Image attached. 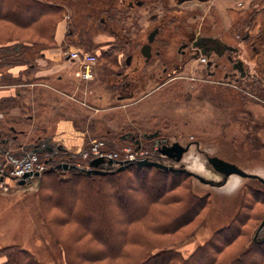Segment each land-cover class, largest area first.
<instances>
[{
    "label": "rangeland",
    "instance_id": "obj_1",
    "mask_svg": "<svg viewBox=\"0 0 264 264\" xmlns=\"http://www.w3.org/2000/svg\"><path fill=\"white\" fill-rule=\"evenodd\" d=\"M45 1L65 6L62 21L56 27L55 42L49 43L31 28L0 21V43L11 45L0 52V68L7 70V67L21 65L26 61L37 65L40 54L45 50L59 55L62 53L65 58V52L72 50L87 51L96 56L107 45L105 37L111 33V38L115 39L113 42H131L125 46L129 64L119 77L97 56V75L93 85L78 82L73 72L71 79L66 75L62 86L71 83L76 90L71 92L72 99L63 98L64 111L74 114L80 127L85 126L82 119L88 115L86 123L94 131L92 139L103 140L107 149L109 141H113L112 136L130 137L142 147L144 143H149L148 139H153L154 142L158 141L159 146L145 155L144 159L165 166H184L192 173L221 182L219 185L207 184L188 174L192 194L198 198L206 197V202L200 207L195 219L175 231L147 233L152 248L172 247L186 257L198 246L210 242V249L194 262L203 264L208 255L218 252L217 247L221 249L216 255L222 259L241 248L260 246L250 256H245L243 261L244 264H251L253 257H257L259 262L264 263V257L261 259L259 256L264 251V184L253 176L236 173L225 176L207 160V156H217L234 163L248 174L264 179V42L261 38L255 44L256 51H253L248 39L242 41L240 37L247 31L258 33L263 29L264 32L263 0H191L182 4H177L176 0H140L143 3H134L136 6L131 9L126 7L127 2L136 0ZM173 15L184 28L200 29L221 37L225 43L238 46V58L243 61L246 76L242 78L238 73L225 75L231 70L225 58H222L218 69L220 71L213 73L205 70L202 56L188 61L181 57V60L178 59L181 71L171 74L170 66L161 61L167 57L177 59L176 47L181 39L176 41L179 35L173 29L160 30L156 35L157 42L154 43L157 49H163H160L161 56L155 54L153 49L151 58L145 61L139 48L146 42L147 34L156 27L159 18L168 20ZM248 20L251 21L249 26ZM68 27L74 33L68 31ZM168 36L176 41L171 47L163 43L165 40L170 42ZM86 44L90 47L87 48ZM45 62L49 64L50 61ZM67 63L70 66L68 71L76 70L77 75L79 65L71 61ZM9 79L17 80L9 76L2 78L1 82L5 83ZM121 93L126 98L118 100L117 95ZM98 94L104 96L99 107L105 108V111L88 112L84 105L91 104V100ZM123 103L126 105L119 107ZM19 118L16 126L25 131L16 139L5 135L6 140L0 143V162L11 164L20 161L25 157L20 154L27 151V148L20 150L18 145L29 147L40 133L35 127L28 126L23 116ZM14 122L0 120V130L4 132ZM106 130L109 133L105 134ZM175 141L187 147L178 162L159 152L163 145L170 146ZM123 145L116 143L113 148L119 150ZM88 148L89 145L85 150ZM3 149L6 151L2 153ZM81 154L80 151L76 153L79 157L76 162L79 163L71 164L73 168L66 172L72 170L85 173V170L103 169L112 174L123 171L129 166L126 163L134 161L97 156L104 162L93 167L90 165L92 157L85 158ZM108 160L113 163L109 164ZM121 165L126 166L117 171ZM42 172H37V175L35 172L27 180L20 178L25 180L23 184L11 176L7 180L9 189L0 188V248L18 245L30 251L41 264H66L55 237L72 241L76 236V244L86 241L102 248L105 241L103 245L95 242L90 233L79 225L59 220L63 216L61 210L46 202L40 206L39 184ZM66 172L61 174L63 178L67 176ZM42 191L48 194V187L44 185ZM132 208L130 204L128 209ZM230 226L232 229H229ZM233 231L239 236L225 243V238ZM191 233V236L184 239ZM111 261L106 258L95 260L92 264H112Z\"/></svg>",
    "mask_w": 264,
    "mask_h": 264
},
{
    "label": "trees",
    "instance_id": "obj_2",
    "mask_svg": "<svg viewBox=\"0 0 264 264\" xmlns=\"http://www.w3.org/2000/svg\"><path fill=\"white\" fill-rule=\"evenodd\" d=\"M133 6L134 4L130 5V1L127 2L128 9ZM64 9V5L45 0H0V21L31 28L37 35L52 43L55 42L56 27L62 21ZM120 11L122 10H119V13H122ZM69 30L72 31L70 27ZM34 43L36 42H32ZM9 46L11 45L0 43V52L7 50ZM85 46L90 47L89 44ZM125 51L126 47L118 42L109 47L108 54L101 52L96 53V56L104 60V63L120 76L127 68ZM7 77L9 74L3 78ZM8 81L15 83L17 80ZM111 138L113 141H109V150H115L113 146L116 143L137 145L134 143L135 139L130 137L122 138V135H119ZM148 141L149 143H144V147L150 149L154 141L153 139ZM32 153H37L47 161V168L41 173V180L39 179L40 206L42 207L43 202L50 203V206L61 210L63 216L59 217V220H68L79 225L90 233L95 242H101L103 245L105 241V245L100 248L86 241L76 244L74 242L76 236L72 241L55 237L66 264H92L95 260L106 258L112 260V264H194L210 249L208 245L210 242L205 243L185 257L172 247L152 248L147 235L173 232L197 217L200 207L206 202V197L198 198L192 194L190 175L154 166L129 165L123 171L112 174H86L69 170L66 172L67 176L63 178L61 171L56 167L62 160L76 162L79 159L76 153L61 149ZM44 185L48 187V194L42 191ZM130 204L133 206L132 210L128 209ZM229 229H232V226ZM192 233L186 235L184 239ZM236 236L239 234L233 231L225 238V243L234 240ZM257 248L260 246L241 248L236 252V256H234L236 253H233L219 259L216 254L221 248L217 247L218 252L208 255L203 264H244V257L250 256L249 254L254 253ZM259 256L263 259L264 251ZM0 264L41 263L30 251L18 245H7L0 248ZM251 264L264 263L253 257Z\"/></svg>",
    "mask_w": 264,
    "mask_h": 264
},
{
    "label": "crops",
    "instance_id": "obj_3",
    "mask_svg": "<svg viewBox=\"0 0 264 264\" xmlns=\"http://www.w3.org/2000/svg\"><path fill=\"white\" fill-rule=\"evenodd\" d=\"M110 35L113 36L111 33L105 37L108 43L104 48L102 47V53L109 52V47L118 42L125 46L123 42H113L115 39L111 38ZM102 41H105V39ZM108 45L110 46L108 47ZM39 58L37 65L33 64L32 61L28 64L26 61L21 65L7 67V70L0 68V120L3 122L5 119L7 122L15 121L13 124H9L4 132L0 130V143L2 144L6 140L5 135L16 139L24 133L25 130L23 128L16 126L19 124V117L23 116V119L28 122V126L35 127L40 133L37 134L36 140L30 143L29 147L18 143L20 150L27 148V151L20 154L21 156L35 151H54L56 149L77 153L87 148L90 140L94 137V131L86 123V119H89L88 115L85 114L86 118L82 119L85 126L80 127L75 120L77 117L70 111H64L63 98L65 100L72 99L71 92L76 89L75 85L72 86L71 83L63 86L62 83L66 79V75L71 79V73L73 72L78 82L93 85L97 75V66L95 67L94 78L84 80L76 75V70L68 71L70 66L67 62L69 61L66 60L62 53L59 55L50 50H45L42 51ZM46 60L50 61L49 64L45 62ZM43 61L44 63H42ZM126 65L128 64L126 63ZM7 73L11 77H16L17 81L15 83L1 82V79ZM117 76L119 77V74ZM103 98L102 94L95 95L94 99L91 100V104L86 103L83 105L89 109H86L88 112L90 110H94V112L105 111V108L99 107ZM124 98H126L125 94L117 95L118 100ZM125 105L123 103L119 107ZM84 112L87 113L86 111ZM107 133L109 132L106 130L105 134ZM4 151L6 150L3 149L1 152L3 153Z\"/></svg>",
    "mask_w": 264,
    "mask_h": 264
},
{
    "label": "flooded vegetation",
    "instance_id": "obj_4",
    "mask_svg": "<svg viewBox=\"0 0 264 264\" xmlns=\"http://www.w3.org/2000/svg\"><path fill=\"white\" fill-rule=\"evenodd\" d=\"M191 0H176L177 4H182L183 2H187ZM199 1H205V0H199ZM141 4L140 0H136L135 2L130 1V5L133 4ZM258 3H261L258 1ZM257 3V4H258ZM134 4V5H135ZM262 4L264 5V0L262 1ZM261 4V6H263ZM101 22H103L102 18H99ZM247 26H249V23L251 21H247ZM158 31L154 35L153 40L150 42V56L149 58L146 59V57L141 53V55L145 58V61H148L151 56H152V50L155 49V54L161 56V50L162 48L157 49V45L154 42L156 41V35L160 32L161 29H166V30H171L173 29L174 31L176 30V34L179 35L177 37L176 41L180 40V42L177 44L176 47V58L177 59H171L170 57L168 58H162V63L163 64H168L170 66V71L171 74H173L175 71H181V64L179 63L178 59L181 60L180 58L182 57L185 61H188L189 59H197V57L202 56L203 57V62L204 63V68L205 70L208 71H213V73H216L218 69H220L222 64V58H225V61L229 62L231 65V70L226 73L225 75L228 74H239L240 77H245L247 74L246 69L244 68L243 61L238 58V46L229 44L228 42H223V39L221 37H218L216 35H213L211 33H206L201 31L200 29H195L192 27H187L182 26L178 18H175L174 15L171 16L168 20H164V18H159L157 20L156 27ZM154 28V29H155ZM153 30V29H152ZM151 32V31H150ZM149 32V33H150ZM149 33L146 36V42L142 43L139 50L141 49L142 45L145 43H148V36ZM175 34V33H174ZM173 34V35H174ZM172 35V37H173ZM172 37H169L170 42H166V40L163 42L167 46L171 47L173 44L176 43V41H172ZM242 41L247 40L251 43V48L253 51H256V46L257 42L263 38L264 42V32L263 29H261L258 33H252L247 31L245 34L242 36ZM179 38V39H178ZM125 46L128 44L130 45L131 42L126 40V43L123 42ZM155 44V45H154ZM228 52V53H227ZM156 56V55H155ZM127 59V58H126ZM129 64V63H127ZM165 68V67H164ZM213 68V69H212ZM165 70V69H164ZM168 70V69H167ZM166 71V70H165ZM220 71V70H218ZM169 76V75H168ZM173 77V75H172ZM171 78V77H170ZM181 165V164H180Z\"/></svg>",
    "mask_w": 264,
    "mask_h": 264
},
{
    "label": "built area",
    "instance_id": "obj_5",
    "mask_svg": "<svg viewBox=\"0 0 264 264\" xmlns=\"http://www.w3.org/2000/svg\"><path fill=\"white\" fill-rule=\"evenodd\" d=\"M66 58L71 61L75 62L79 65V71L77 75L84 80H90L94 78V71L97 62V57L87 51L83 50H72L65 52ZM155 144V145H154ZM106 143L103 140L92 139L89 143V148L80 151V154L83 157H92L96 158L97 156H102L107 159H129V160H137V159H144L146 156L151 153L150 149L145 148L144 146L140 145H131V144H124L119 150H109L106 147ZM159 144L158 141H155L152 145L153 149L152 152L158 148ZM67 163L68 165L71 164H78L79 162H71L68 160H62L59 165L56 167L58 168L61 173L66 172V170L61 169L59 166ZM47 168V161H44L37 153L28 154L20 161L15 163H7V162H0V188L7 190L8 188V179L9 177H14L16 180L19 181L20 178H24L27 180L30 175L34 174L35 172L44 171ZM28 174L27 176H25ZM25 176V177H24ZM18 179V180H17Z\"/></svg>",
    "mask_w": 264,
    "mask_h": 264
},
{
    "label": "water",
    "instance_id": "obj_6",
    "mask_svg": "<svg viewBox=\"0 0 264 264\" xmlns=\"http://www.w3.org/2000/svg\"><path fill=\"white\" fill-rule=\"evenodd\" d=\"M183 1V0H181ZM158 31L157 28L153 29L148 36V43H145L144 45H142L140 51L141 53L147 58H149L150 56V42L153 40L154 35L156 34V32ZM126 63H129V57H127L126 59ZM187 147L182 146L179 142L175 141L172 142V144L170 146H162L159 150V152L161 153V155H166L168 157L173 158L175 161H180L181 157H182V153L184 150H186ZM207 160L208 162L218 171L224 173L225 176H227L230 173H236L238 175L241 176H253L255 178H258L263 184H264V179L257 176V175H252V174H248L246 173L244 170L240 169L238 166H236L234 163L225 161L221 158H218L217 156H207ZM104 160L100 157L98 158H94L90 161V165L93 167H98L100 166L101 163H103ZM119 163H123L122 161H118ZM108 163H113L112 160H108ZM126 165H136V166H140V167H146V166H154V167H158L160 169L163 170H170L172 172H184L186 174H191L192 176L196 177L197 179H199L201 182L203 183H207V184H212V185H219L221 182H215L213 180H209L206 179L202 176H199L195 173H192L190 171H188L186 169V167L184 166H179V167H174V166H165L162 165L158 162L155 161H150L147 159H138V160H134V161H130L128 163H126ZM126 165H121L119 168H117L116 170H122ZM182 165V164H181ZM61 169L63 170H68L70 168H73V165H68L67 163H64L62 165L59 166ZM108 171L107 170H103V169H91V170H85L86 174H106ZM38 173L36 172L35 175H37ZM28 174H26L25 176H27ZM24 176V177H25ZM24 179L19 180V184H23L24 183ZM264 223V220L262 221V224Z\"/></svg>",
    "mask_w": 264,
    "mask_h": 264
}]
</instances>
